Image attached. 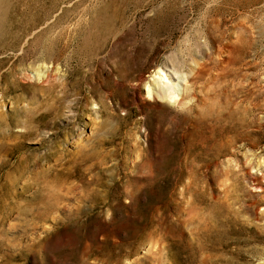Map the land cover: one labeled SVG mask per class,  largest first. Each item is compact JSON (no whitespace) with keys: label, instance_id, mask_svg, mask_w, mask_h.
<instances>
[{"label":"rangeland","instance_id":"1","mask_svg":"<svg viewBox=\"0 0 264 264\" xmlns=\"http://www.w3.org/2000/svg\"><path fill=\"white\" fill-rule=\"evenodd\" d=\"M263 170L264 0H0V264H264Z\"/></svg>","mask_w":264,"mask_h":264},{"label":"bare ground","instance_id":"2","mask_svg":"<svg viewBox=\"0 0 264 264\" xmlns=\"http://www.w3.org/2000/svg\"><path fill=\"white\" fill-rule=\"evenodd\" d=\"M160 81L162 82H165L164 81V79H160ZM162 90H163V93H160V90H157V91H152V93L150 92L149 93V95H151L153 98H160V99H168L170 102H173V103H180L181 101H182V96L180 95V93H177V91L176 92H173V91H171V89L170 88H168V87H166V85H164L163 86V88H162ZM84 145V144H83ZM82 146V145H81ZM44 168V167H43ZM25 170H23L22 171V173H21V175L23 174V172H24ZM264 171V170H263ZM18 172H19V170H18ZM37 173H41V171L40 170H37ZM36 173V174H37ZM16 174V173H15ZM25 174V173H24ZM43 174V173H42ZM13 175H14V173H13ZM25 176V175H24ZM37 176H38V174H37ZM36 176V177H37ZM10 177V176H9ZM17 177V176H16ZM21 177V176H20ZM14 178V177H13ZM12 178V179H13ZM24 178V177H23ZM10 179V178H9ZM12 179H10L11 180V184L13 185L14 184V180H12ZM15 179V178H14ZM9 180V181H10ZM28 182V181H27ZM253 188L254 189H263V185L261 184V183H258V182H256V183H254L253 184Z\"/></svg>","mask_w":264,"mask_h":264}]
</instances>
